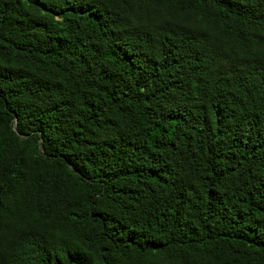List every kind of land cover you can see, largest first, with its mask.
<instances>
[{"label": "trees", "instance_id": "1", "mask_svg": "<svg viewBox=\"0 0 264 264\" xmlns=\"http://www.w3.org/2000/svg\"><path fill=\"white\" fill-rule=\"evenodd\" d=\"M0 264H264V0H0Z\"/></svg>", "mask_w": 264, "mask_h": 264}, {"label": "water", "instance_id": "2", "mask_svg": "<svg viewBox=\"0 0 264 264\" xmlns=\"http://www.w3.org/2000/svg\"><path fill=\"white\" fill-rule=\"evenodd\" d=\"M12 128H13V130H15V126H14V125H13V127H12Z\"/></svg>", "mask_w": 264, "mask_h": 264}]
</instances>
